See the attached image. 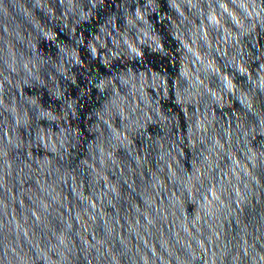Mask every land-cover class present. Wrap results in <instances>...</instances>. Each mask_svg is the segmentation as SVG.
Wrapping results in <instances>:
<instances>
[{"label": "water", "instance_id": "1", "mask_svg": "<svg viewBox=\"0 0 264 264\" xmlns=\"http://www.w3.org/2000/svg\"><path fill=\"white\" fill-rule=\"evenodd\" d=\"M223 3L0 0V264H264V12Z\"/></svg>", "mask_w": 264, "mask_h": 264}, {"label": "clouds", "instance_id": "2", "mask_svg": "<svg viewBox=\"0 0 264 264\" xmlns=\"http://www.w3.org/2000/svg\"><path fill=\"white\" fill-rule=\"evenodd\" d=\"M218 2L221 9L220 16L222 17L224 13H227L229 17H232V12L224 5L223 0H218ZM233 2L238 3L239 7L243 9L245 19L257 17L261 12H264V9L257 10L256 0H233ZM213 23H216V19L213 20ZM235 23L238 26H243V20L241 19H236Z\"/></svg>", "mask_w": 264, "mask_h": 264}]
</instances>
